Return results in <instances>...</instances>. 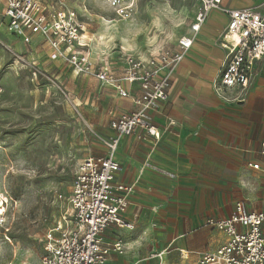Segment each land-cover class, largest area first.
<instances>
[{
    "label": "built area",
    "instance_id": "2783aa9c",
    "mask_svg": "<svg viewBox=\"0 0 264 264\" xmlns=\"http://www.w3.org/2000/svg\"><path fill=\"white\" fill-rule=\"evenodd\" d=\"M139 1L102 0L109 14L122 22L135 17ZM198 1L190 25L192 36L179 37L156 52L121 58L102 49L97 51L99 40L87 29L83 12L65 0H0V30L3 28L5 34L25 45L38 37L47 47L48 60L60 61L76 77L95 79L119 98H130L136 107L110 120L113 136H98L107 153L79 163L69 195L57 196L61 213L44 234L39 264H106L111 252L124 253L120 240L110 245L102 243V234L110 225L133 228L122 218L132 186L114 183L121 170L116 159L119 141L140 131V139L151 138L156 143L168 130L171 122L160 131L153 117L167 101L174 75L211 11L219 10L228 18L218 39L225 56L213 90L222 99L228 91L236 90L229 101L245 102L257 74L256 64L264 57V13L257 7L230 10L222 6L223 0ZM0 44L7 45L1 40ZM11 53L13 63H25L24 56ZM126 85L138 86V92L133 95ZM258 154L261 160L248 162L246 167L264 176V139ZM8 170L10 165L0 161V238L4 239H8L7 220L14 203L1 182ZM206 225L222 234L224 240L214 252L202 254L196 264H264V211H248L242 202H236L228 217L208 218ZM161 254L156 255L159 264H165ZM186 255L181 252V258Z\"/></svg>",
    "mask_w": 264,
    "mask_h": 264
},
{
    "label": "rangeland",
    "instance_id": "374dc122",
    "mask_svg": "<svg viewBox=\"0 0 264 264\" xmlns=\"http://www.w3.org/2000/svg\"><path fill=\"white\" fill-rule=\"evenodd\" d=\"M65 2L83 12L87 29L99 40L97 51L122 58L172 44L186 33L199 1L140 0L137 14L127 22L113 18L102 0ZM16 39L1 28L0 40L7 45L0 44V161L10 165L1 182L14 203L8 239L0 238V264H39L44 234L61 213L57 196L69 195L83 158L102 154L97 134L108 129L109 111L116 110V103L94 82L74 83L62 70L53 71L43 57L33 66L35 54L13 46ZM39 44L34 40L33 48ZM11 51L24 56L25 63H13ZM44 69L49 73L43 75ZM260 77L253 91H259ZM255 104L247 118L245 144L238 146L224 130H216L215 189L209 194L215 210L239 199L246 210L264 211V178L241 165L242 154L258 145L248 140L264 132V108L259 100ZM160 221L163 232L177 235L174 225ZM145 222L151 228V248L156 241L154 222Z\"/></svg>",
    "mask_w": 264,
    "mask_h": 264
},
{
    "label": "crops",
    "instance_id": "0c3cea01",
    "mask_svg": "<svg viewBox=\"0 0 264 264\" xmlns=\"http://www.w3.org/2000/svg\"><path fill=\"white\" fill-rule=\"evenodd\" d=\"M222 6L230 10L257 7L264 13V0H223ZM198 7L199 2L195 15ZM193 21L194 18L191 23ZM227 22L228 18L221 11H211L195 35L190 50L174 75L167 101L161 104L159 113L153 117L160 131L169 122L172 123L160 140L156 143L151 138L142 140L139 138L142 132L138 131L119 141L116 159L121 170L116 174L114 183L132 186L122 218L132 224L133 228L110 225L105 229L102 234L103 245L119 240L124 245V253L119 255L111 252L106 264H159L156 255L162 251L165 264H196L202 254L214 252L223 243L224 236L207 226L206 220L228 217L234 204L242 201L235 199L230 206L215 210L213 199H209V194H213L215 189V133L216 130H224L226 135L233 137L234 144H245L248 116L255 111L258 100L264 108V57L256 64L257 74L244 103L229 101L236 96V90L225 94L228 100L218 97L213 90V82L225 56L218 39ZM191 23L182 36H192ZM34 40H38L40 46L33 48ZM34 40L30 45L22 44V47L17 39L19 43L12 44L17 49H26L27 53L31 49L29 53L36 56V60L33 58L34 64L43 57L42 60L53 71L62 70L65 77L74 83L92 81L101 93L115 101L116 110L109 111L108 129L97 134V138L112 137L109 122L115 116L136 109L131 99H121L95 79L76 77L60 61L48 60L46 45L38 37ZM44 71L45 74L49 73L45 69ZM259 74V91H253L254 84L259 81ZM126 87L133 95L138 92L136 85ZM263 139L264 132L258 131L248 140V144L258 145L256 150H246L242 154L241 165L244 171L264 178L246 167L248 162L261 160L258 150ZM102 146V154L93 155L94 157L107 153L105 146ZM91 156L92 154L86 156L82 161ZM231 158L230 155L228 159ZM140 167L144 171L140 172ZM242 204L244 206L243 202ZM156 210L159 211L158 214ZM145 220L154 222L156 241L151 248L148 244L152 242L151 228L146 225ZM160 220L174 225L177 235L170 237L163 232ZM210 230L216 234V244L215 235ZM181 252L187 253L186 258H181Z\"/></svg>",
    "mask_w": 264,
    "mask_h": 264
},
{
    "label": "bare ground",
    "instance_id": "6f19581e",
    "mask_svg": "<svg viewBox=\"0 0 264 264\" xmlns=\"http://www.w3.org/2000/svg\"><path fill=\"white\" fill-rule=\"evenodd\" d=\"M161 253H162V254H161V258H162V256L164 255V254H163V251H162Z\"/></svg>",
    "mask_w": 264,
    "mask_h": 264
}]
</instances>
